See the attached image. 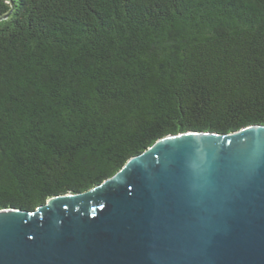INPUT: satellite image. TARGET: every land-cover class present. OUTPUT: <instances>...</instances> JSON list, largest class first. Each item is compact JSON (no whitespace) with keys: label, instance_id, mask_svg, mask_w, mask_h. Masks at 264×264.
<instances>
[{"label":"trees","instance_id":"trees-1","mask_svg":"<svg viewBox=\"0 0 264 264\" xmlns=\"http://www.w3.org/2000/svg\"><path fill=\"white\" fill-rule=\"evenodd\" d=\"M0 210L86 192L156 141L264 126V0H0Z\"/></svg>","mask_w":264,"mask_h":264},{"label":"water","instance_id":"water-1","mask_svg":"<svg viewBox=\"0 0 264 264\" xmlns=\"http://www.w3.org/2000/svg\"><path fill=\"white\" fill-rule=\"evenodd\" d=\"M0 264H264V126L167 136L86 192L0 210Z\"/></svg>","mask_w":264,"mask_h":264}]
</instances>
